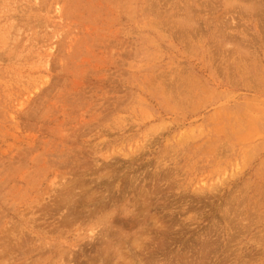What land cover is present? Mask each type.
Instances as JSON below:
<instances>
[{"label": "rangeland", "instance_id": "1", "mask_svg": "<svg viewBox=\"0 0 264 264\" xmlns=\"http://www.w3.org/2000/svg\"><path fill=\"white\" fill-rule=\"evenodd\" d=\"M0 264H264V0H0Z\"/></svg>", "mask_w": 264, "mask_h": 264}]
</instances>
